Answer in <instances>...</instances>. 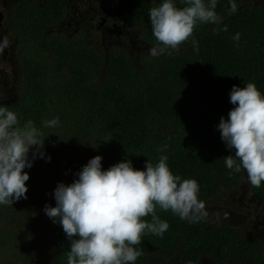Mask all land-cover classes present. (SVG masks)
<instances>
[{"label": "trees", "instance_id": "16d2710c", "mask_svg": "<svg viewBox=\"0 0 264 264\" xmlns=\"http://www.w3.org/2000/svg\"><path fill=\"white\" fill-rule=\"evenodd\" d=\"M160 3L119 0L110 8L113 16L124 19L121 27L143 45L138 50L127 37L115 39L113 23L105 26V45L98 35L85 31L56 32L51 24L61 17L66 20L69 12L65 0L41 8L35 7L34 0H20L11 17L0 19L2 38L13 41L8 53L14 72L11 80L0 78V102L15 111L21 123L30 119L41 128L42 151L51 157L50 162L46 157L36 158L33 167L25 169L30 175L27 199L0 205V231L6 247L13 238L28 236L30 252L40 248L41 256L33 259L28 253L14 254L10 248L3 251L0 264H67L70 242L62 226L43 211L46 204L51 205L43 201L44 193L53 194L58 182L72 183L96 155L103 157L104 169L123 159L144 169L147 160L155 164L160 155H167L171 171L195 179L199 196L206 194V199L217 197L220 183L228 187L241 176L247 177L244 170L235 173L226 167L224 157L231 152L216 126L234 107L229 96L233 85L252 82L264 94V4L238 0L239 10L228 14V0H219L216 11L223 16L221 27L227 25V32L216 34L215 25L200 24L193 32L198 52L189 38L178 53L152 57L148 49L157 41L149 10ZM177 6L184 7L180 0ZM237 32L241 33L239 46L230 39ZM54 117H59L57 127H42V121ZM40 173L47 183L41 192ZM255 188L262 191L264 183ZM31 210L54 227L51 245L41 246L47 243L41 237L36 238L41 245L30 239L21 218ZM156 211L170 227L162 238L151 233L142 236V243L135 247L143 255L136 264L195 262L202 254L239 259L250 250L249 242L231 226L209 224L207 215L189 223L171 210L157 206ZM143 219L150 222L151 216ZM11 225L16 227L14 232L6 228Z\"/></svg>", "mask_w": 264, "mask_h": 264}, {"label": "clouds", "instance_id": "9594fccd", "mask_svg": "<svg viewBox=\"0 0 264 264\" xmlns=\"http://www.w3.org/2000/svg\"><path fill=\"white\" fill-rule=\"evenodd\" d=\"M180 2L184 7H178L177 0H161L150 8L157 41L148 49L150 56L178 53L189 38L198 52L199 41L193 32L200 24L215 25L216 34L228 31L227 25L221 27L223 16L216 11L219 0ZM228 5V14L240 7L238 0H228ZM240 37L237 32L230 39L239 46ZM5 44H0V50ZM229 96L234 107L216 126L231 152L224 163L232 172L246 171L248 182L260 187L264 183V94L255 83L247 82L243 87L233 85ZM59 123V117H54L42 121V127L55 128ZM43 135L34 121L21 123L18 114L0 102V205L27 199L30 175L25 169H31L36 158L46 157ZM102 159L101 155L91 158L72 183L58 182L53 191L55 206L46 204L43 209L53 223L62 226L70 242L67 264H136L143 255L135 247L142 243V236L151 233L162 238L170 227L160 219L157 206L189 223L206 215L199 183L175 175L167 155H160L155 164L147 160L144 169L135 168L130 159L104 169ZM149 215L150 222L143 219Z\"/></svg>", "mask_w": 264, "mask_h": 264}, {"label": "flooded vegetation", "instance_id": "af4514ba", "mask_svg": "<svg viewBox=\"0 0 264 264\" xmlns=\"http://www.w3.org/2000/svg\"><path fill=\"white\" fill-rule=\"evenodd\" d=\"M20 0H0V18L11 17L14 13V8ZM31 1V0H29ZM54 0H34V5L36 8H41L47 6ZM82 1V0H76ZM94 1L101 0H83V5H89ZM117 1L113 4H116ZM249 4L253 5L257 2L264 4V0H246ZM66 6L69 9L67 13V19L64 20L62 17L59 21L51 24L56 26V32L60 33H78L85 31L86 34H97L101 39V44H108L107 37L104 35V29L106 25H111L113 23L114 28L111 29L115 39L124 40L126 37L128 43H131V39H136L131 36V32L123 29L121 27V20L116 15L110 11V7L98 4L95 9L89 14H84L83 12L79 15H75L71 11L69 2L65 0ZM109 8V11H108ZM72 10L76 11V7H72ZM91 10V8H89ZM71 13V14H70ZM70 14V15H69ZM119 20H117V18ZM127 35V36H126ZM94 36V35H92ZM241 176V175H239ZM220 192L215 198L206 199V194H201L199 199L205 203L206 207L219 206L221 208H228L230 210L231 219L228 222L223 221H213L209 213L207 215V220L209 224L212 225H229L231 228L242 238L249 242V251L242 253L241 255L245 258H214L208 254H202L195 262L177 263L174 264H188V263H198L202 257H207L214 264H264V189L258 192L253 185L248 182L247 177L241 176L240 179H236L231 182L230 186H225L220 183ZM218 220V219H217ZM207 255V256H206Z\"/></svg>", "mask_w": 264, "mask_h": 264}, {"label": "rangeland", "instance_id": "374dc122", "mask_svg": "<svg viewBox=\"0 0 264 264\" xmlns=\"http://www.w3.org/2000/svg\"><path fill=\"white\" fill-rule=\"evenodd\" d=\"M69 2V5L71 7V11L74 13V17H76L77 15H79V13L83 12L84 14H89V12H92V9H95L98 4H102L103 6L106 7H110V5H112L115 0H101L99 1H94L89 5L85 4L83 5V0L82 1H76V0H67ZM72 7H76L77 10L74 11L72 10ZM89 8H91V10H89ZM76 15V16H75ZM1 26V23H0ZM97 35V34H96ZM9 37V36H8ZM89 38H91V35L88 36ZM136 39H138L137 37H135ZM136 39H131V46H133L134 49L138 50L139 48L143 47V45L138 42ZM6 42V44H5ZM0 44H5V46L2 48V50H0V70H3L5 73H0V78L3 81L4 79L6 80H11L12 79V73H14L11 70V67L13 66L12 62H10V57H9V51L12 48L13 45V41L12 39L9 37V39H3L2 38V33L0 32ZM14 78V77H13ZM14 80V79H13ZM8 85H10V82L7 83V87ZM15 93L18 92V84H16ZM50 162V161H48ZM41 164V163H37V166ZM44 176L42 175V173L39 174V191H43L47 188V183L43 178ZM44 199L43 201L45 202H49L51 203L52 206H55V199L53 194H48V193H44ZM207 213H209V215L211 216V219L213 221H223V222H228L231 219V212L228 208H221L219 206H215V207H205L204 209ZM31 214H27L24 217H22V221L24 222V227L27 229V233L28 235L31 236L30 239L34 238V243L37 245H41L39 242H37L38 237H41L43 239L47 240V243L42 244L41 246H45V245H51L52 241H51V236H52V227L50 225H47L45 223V219L43 220L42 215L38 212H35L33 210H31ZM218 219V220H217ZM229 223V222H228ZM7 230L10 232H14L16 230L15 225H11V226H6ZM54 228V227H53ZM4 233L0 231V258H2V253L4 250L10 249L12 248V252L14 254H19V253H28L31 257H35L38 259L39 256H41V249L40 248H34L31 252H30V245L27 246V238L28 236L25 238H13L9 245L6 247V243L4 241ZM32 257V258H33ZM34 259V258H33ZM196 264H214L213 262H211L207 257H202L198 263Z\"/></svg>", "mask_w": 264, "mask_h": 264}, {"label": "water", "instance_id": "95a60500", "mask_svg": "<svg viewBox=\"0 0 264 264\" xmlns=\"http://www.w3.org/2000/svg\"><path fill=\"white\" fill-rule=\"evenodd\" d=\"M206 207V206H205ZM205 211V210H204ZM206 212V211H205ZM207 213V212H206ZM208 214V213H207ZM205 257V256H204Z\"/></svg>", "mask_w": 264, "mask_h": 264}]
</instances>
